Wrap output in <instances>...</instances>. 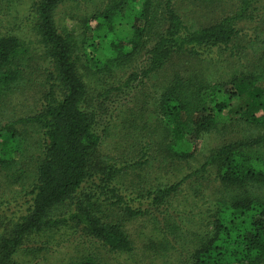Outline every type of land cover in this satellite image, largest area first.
I'll use <instances>...</instances> for the list:
<instances>
[{
  "label": "trees",
  "instance_id": "1",
  "mask_svg": "<svg viewBox=\"0 0 264 264\" xmlns=\"http://www.w3.org/2000/svg\"><path fill=\"white\" fill-rule=\"evenodd\" d=\"M67 2L74 1H32L33 33L48 65L40 107L18 119L0 108V171L18 172L17 180H22L28 154L14 146L15 126L29 133L20 136L26 141L24 150L37 136L35 172L28 174L33 178L30 205L0 237V264H19L15 255L35 236L45 234L49 241L65 222L52 220L54 210L71 199L75 209L62 220L83 233L88 248L96 245L109 254H129L133 245L125 225L152 219L166 232L151 248L159 246L165 254L176 251L174 242L192 235L190 250L179 252L177 247L174 260L160 264H264V33L253 29L247 34L239 26L250 20L254 12L248 10L259 0H242L232 16L207 24L189 16L179 0H107L102 8L83 13L75 4L76 29L58 22V11ZM247 52L260 56L245 71L232 72L230 90L190 69L174 73L158 94L154 125L143 123L144 117L132 125V145L139 148L136 158L118 165L101 151L96 104L90 103L79 72L86 71L83 63L112 77L140 62V72L123 85L131 87L138 75L156 80L173 58L203 60L216 53L238 60ZM31 58L28 44L0 35V104L27 83ZM210 133L228 140L182 178L197 185L190 188L195 203L205 198L199 191L205 180L217 183L212 199L204 202L208 217L201 224L203 231H189V218L182 224V214H177V222L171 219L167 205L180 183L144 194L121 186L119 180L129 171L186 162L195 143ZM208 220L210 228L204 227ZM91 253L86 250L80 260L65 264H102Z\"/></svg>",
  "mask_w": 264,
  "mask_h": 264
},
{
  "label": "rangeland",
  "instance_id": "2",
  "mask_svg": "<svg viewBox=\"0 0 264 264\" xmlns=\"http://www.w3.org/2000/svg\"><path fill=\"white\" fill-rule=\"evenodd\" d=\"M33 0H0V35H11L19 38L21 41L29 45L32 58L26 73L27 83L19 88L12 95L2 100L0 108L9 116L15 119L31 116L41 105L42 94L46 85V69L48 65L43 59L42 49L36 41L33 31L35 16L32 9ZM67 2L60 7L58 11V22L67 26L69 29H76L77 19L73 16V7L78 6V11L85 12L86 9L94 11L95 8L100 9L107 0H73ZM182 8H186L188 15L197 18L201 24L211 23L222 17L232 16L238 9L242 0H208L207 4H202V0H179ZM96 4V6H94ZM248 12H254L250 16V20L241 22L239 26L245 32L251 33L253 29L257 32L264 33V0H259L255 6H251ZM227 56V55H226ZM260 54L254 55L250 52L237 58L225 57L224 55L213 54L206 56L208 59L198 60L191 57L173 58L162 71L159 72L156 80L141 79L138 75L137 80L133 82L131 87H123L129 76L136 72H140L142 64H132L131 68H126L125 72H119L112 77L98 73L90 64L82 66L85 73L79 70L87 91L90 92V103L96 104L94 111L97 113L96 131L103 134L101 151L104 154L115 159L118 165L128 160H133L139 153V148L134 147L130 133L134 122L146 123L149 126L154 125L158 116L155 113L156 100L162 88L167 85L168 80L174 73L181 69H190L196 74L202 75L210 83H222L230 90L231 85L227 84L230 80L232 72L245 71L248 64L255 61ZM215 59H217L215 61ZM142 60V59H141ZM144 62V61H141ZM215 66V67H214ZM96 72L95 74L93 72ZM262 76V82L264 75ZM45 86V87H44ZM0 109V110H1ZM0 117H3L1 114ZM144 117V118H143ZM143 118V120H142ZM139 120H142L139 122ZM106 129L104 133L102 129ZM16 131V140L14 146L25 154L27 158L23 160V177L17 180L18 172L0 171V237L11 230V226L18 219L27 213L30 205L29 192L31 190V180L28 174H34L37 163L36 135L29 139L28 143L31 148L22 149L26 141H22L20 136L28 135L25 127L17 125L14 127ZM235 139L239 138L234 135ZM228 139H223L215 133L204 135L198 140L192 151V156L185 162H173L169 166L167 164L154 165L149 170L129 171L122 175L119 180L123 188L133 191L136 194H144L148 190L158 187L171 186L180 183L178 191L174 193L168 202L169 214L172 220L177 222V214H182V224L185 218L186 224L191 232L203 231L202 225L204 219L208 217V205H205L207 199H212L213 192L217 183L207 179L200 187V194L205 198L203 200H195L190 188H197L196 184H192V180L182 181V178L190 172L198 170L204 164L205 159L210 152L220 147ZM211 172H215V168H208ZM5 173V174H4ZM135 196V195H134ZM75 209L74 200H68L57 206L52 214V220H58L60 226L57 232H53V236L48 241L44 235H39L28 240L24 244V249L15 255V261L19 264H65L75 262L81 259L86 250H90L91 254L98 256L102 264H160L165 260L172 262L179 252L190 250L192 248L191 234L183 237L178 244H175L176 251H170L165 254L158 246L156 249L151 248V242L160 239L165 235L166 229H162L161 223L152 219H141L132 221L125 225V230L129 236L133 250L129 254H109L99 246L88 248V243L81 231H75L74 224L63 217L68 216ZM190 213V215H186ZM187 217H186V216ZM195 215V217H194ZM203 218V219H202ZM194 220V224H192ZM190 221V222H188ZM161 222V220L159 221ZM161 224V225H159ZM204 227L210 228L209 220ZM167 236L170 230H167ZM45 237V238H44ZM178 242V239L176 240ZM47 243L48 245H46ZM159 253L164 256L160 257ZM80 257V258H79ZM77 260H73L76 259Z\"/></svg>",
  "mask_w": 264,
  "mask_h": 264
}]
</instances>
